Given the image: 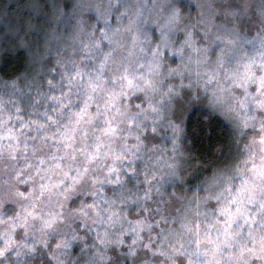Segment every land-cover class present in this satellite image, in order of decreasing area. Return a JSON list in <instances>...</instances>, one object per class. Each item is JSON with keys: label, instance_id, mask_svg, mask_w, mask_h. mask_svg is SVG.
Segmentation results:
<instances>
[{"label": "clouds", "instance_id": "9594fccd", "mask_svg": "<svg viewBox=\"0 0 264 264\" xmlns=\"http://www.w3.org/2000/svg\"><path fill=\"white\" fill-rule=\"evenodd\" d=\"M0 264H264V0H0Z\"/></svg>", "mask_w": 264, "mask_h": 264}]
</instances>
